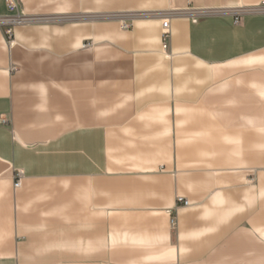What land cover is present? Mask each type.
<instances>
[{
    "label": "crops",
    "instance_id": "0c3cea01",
    "mask_svg": "<svg viewBox=\"0 0 264 264\" xmlns=\"http://www.w3.org/2000/svg\"><path fill=\"white\" fill-rule=\"evenodd\" d=\"M14 2L0 264H264V0Z\"/></svg>",
    "mask_w": 264,
    "mask_h": 264
},
{
    "label": "built area",
    "instance_id": "2783aa9c",
    "mask_svg": "<svg viewBox=\"0 0 264 264\" xmlns=\"http://www.w3.org/2000/svg\"><path fill=\"white\" fill-rule=\"evenodd\" d=\"M6 2H7V5H8V7H9L10 10H14V9L17 8L16 3L14 2V0H6ZM18 20L20 21V18H18ZM15 22H16V19L14 18V19H11V21L9 22V24L15 23ZM236 22H237V19H236ZM167 25H168V20H164L162 22V33H161L162 40H163L162 47H163L164 50L167 47L165 41H166V39L169 38V30H168V26ZM124 26H127V25L125 24ZM10 31H11V29H9V30L7 29L6 30V34L8 35V38H10V36H11V32ZM17 173H18L17 174V179H16V181L14 183L15 186H17L19 184L20 177L22 176V172L21 171H19ZM177 200L180 201L181 199L178 198ZM185 204H186V202H185ZM171 222L173 224L174 223V220L172 219Z\"/></svg>",
    "mask_w": 264,
    "mask_h": 264
},
{
    "label": "rangeland",
    "instance_id": "374dc122",
    "mask_svg": "<svg viewBox=\"0 0 264 264\" xmlns=\"http://www.w3.org/2000/svg\"><path fill=\"white\" fill-rule=\"evenodd\" d=\"M7 29L9 30L10 28H7ZM7 29H6V30H7ZM6 30H5V32H4V33H5V35H6V39H7V41H8V42H10V41H11V39H10V38H8V35L6 34ZM86 46H89V43H87V44H86Z\"/></svg>",
    "mask_w": 264,
    "mask_h": 264
}]
</instances>
